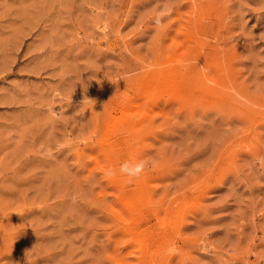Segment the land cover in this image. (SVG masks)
I'll return each mask as SVG.
<instances>
[{"label": "rangeland", "instance_id": "374dc122", "mask_svg": "<svg viewBox=\"0 0 264 264\" xmlns=\"http://www.w3.org/2000/svg\"><path fill=\"white\" fill-rule=\"evenodd\" d=\"M0 264H264V0H0Z\"/></svg>", "mask_w": 264, "mask_h": 264}, {"label": "clouds", "instance_id": "9594fccd", "mask_svg": "<svg viewBox=\"0 0 264 264\" xmlns=\"http://www.w3.org/2000/svg\"><path fill=\"white\" fill-rule=\"evenodd\" d=\"M146 162L140 161L136 163L135 165H129L128 163H125L121 165L120 172L129 176V177H138L146 168ZM108 175H114V171L109 169Z\"/></svg>", "mask_w": 264, "mask_h": 264}]
</instances>
